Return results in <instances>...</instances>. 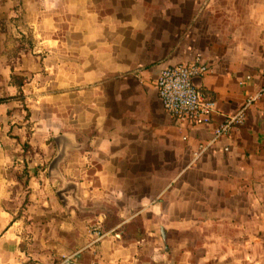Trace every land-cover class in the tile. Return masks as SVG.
<instances>
[{"label": "crops", "instance_id": "1", "mask_svg": "<svg viewBox=\"0 0 264 264\" xmlns=\"http://www.w3.org/2000/svg\"><path fill=\"white\" fill-rule=\"evenodd\" d=\"M196 58L180 126L156 81ZM263 84L264 0H0V264H264V96L193 158Z\"/></svg>", "mask_w": 264, "mask_h": 264}, {"label": "built area", "instance_id": "2", "mask_svg": "<svg viewBox=\"0 0 264 264\" xmlns=\"http://www.w3.org/2000/svg\"><path fill=\"white\" fill-rule=\"evenodd\" d=\"M208 72V67L199 58L186 64H176L164 68L156 81L157 96L163 110L180 126H193L208 122L215 112V102L197 85ZM264 96V84L258 92L246 100L232 116L225 117L215 128L211 140L198 146L193 158H199L216 141L229 135L230 132L243 124L247 109L252 103ZM92 244L101 240L105 234L101 226L92 225L88 228ZM57 264H74L73 257L61 258Z\"/></svg>", "mask_w": 264, "mask_h": 264}, {"label": "rangeland", "instance_id": "3", "mask_svg": "<svg viewBox=\"0 0 264 264\" xmlns=\"http://www.w3.org/2000/svg\"><path fill=\"white\" fill-rule=\"evenodd\" d=\"M239 10H240V15H243L244 13V8L243 7H239ZM22 36V35H21ZM21 36H18L15 34V42H14V46H13V49L15 50V52L17 53L18 51H24L26 49H30V48H33L37 45L36 41L32 38H26L25 39H22ZM11 54L10 56V62H16V58L18 57L17 54ZM48 55H46L45 57H47ZM42 57V56H41ZM44 57V58H45ZM11 74H14L15 76H18V77H21V78H24L25 80L27 79L26 75H24L23 71L22 70H15L13 67H11V70H10ZM28 75H31V77H35L36 75V78H39V80H51L52 78H54V70H45L44 68L41 69V71L37 74H34L33 72H31L30 74ZM11 82V81H10ZM15 96H18L15 95ZM257 264V263H256Z\"/></svg>", "mask_w": 264, "mask_h": 264}, {"label": "trees", "instance_id": "4", "mask_svg": "<svg viewBox=\"0 0 264 264\" xmlns=\"http://www.w3.org/2000/svg\"><path fill=\"white\" fill-rule=\"evenodd\" d=\"M10 81H11L10 83L18 89H20L25 83L24 78L15 76L14 74L10 76ZM21 99H22V94L19 92L18 96L0 99V104L6 103L9 100H21Z\"/></svg>", "mask_w": 264, "mask_h": 264}]
</instances>
